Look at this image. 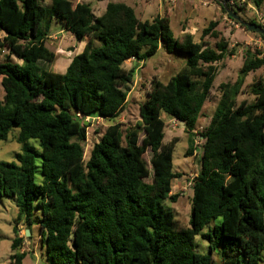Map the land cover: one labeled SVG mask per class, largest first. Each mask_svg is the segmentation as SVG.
<instances>
[{
    "label": "trees",
    "instance_id": "trees-1",
    "mask_svg": "<svg viewBox=\"0 0 264 264\" xmlns=\"http://www.w3.org/2000/svg\"><path fill=\"white\" fill-rule=\"evenodd\" d=\"M44 1L0 0V49L7 51L0 61V141L17 128L21 146L16 162H0V197L15 198L17 208L9 264H22L26 256L18 225L28 228L35 206L46 264H214V253L220 264H264V82L250 87L252 103L236 105L247 75L264 66L263 53L244 49L235 81L219 85L215 110L198 134L200 169L191 181L187 227L165 204L178 198L171 193L179 177L172 171L178 139L163 144L162 115L195 134L216 65L236 49L216 30L218 21H210L196 42L189 33L174 37L167 16L140 21L126 4L103 0L104 12L95 16L89 4ZM250 1L264 8V0ZM53 17L84 42L64 74L40 65L56 56L46 47ZM248 22L262 27L256 19ZM207 37L218 40L213 48ZM160 47L185 54L184 66L166 83L153 79L138 106L140 124L124 130L109 125L85 160L91 126L85 118H117L135 73L124 63L143 62ZM197 237L207 242L206 254L196 251Z\"/></svg>",
    "mask_w": 264,
    "mask_h": 264
},
{
    "label": "rangeland",
    "instance_id": "rangeland-1",
    "mask_svg": "<svg viewBox=\"0 0 264 264\" xmlns=\"http://www.w3.org/2000/svg\"><path fill=\"white\" fill-rule=\"evenodd\" d=\"M94 14L100 15L106 1L90 0ZM115 3L126 4L134 10L135 16L140 21H151L155 17L169 18L170 31L174 37L181 36L184 33L193 35L194 41L200 40L201 31L210 21H218L216 30L221 37L228 43L229 49H236L234 56H227L221 62L217 63V74L213 81V87L210 90L209 98L202 107L200 116L195 128V134L185 132L183 125L174 119L162 115L165 122L163 144H168L173 138L178 139L172 153L173 168L172 171L179 175L172 182V194H178L177 201L171 203L166 201V207L172 212L174 218L182 225L189 227L191 217V197L192 190L190 179L199 172L200 154L193 151L187 156V150L192 146L200 152L202 141L198 134L208 125L210 118L215 110L219 98V85L221 83L233 82L239 75L243 63L244 49L250 48L259 51L264 55V41L257 34L245 31L235 22L229 21L226 14H223L218 3L214 0H114ZM42 5H49L50 0L41 2ZM175 7V8H174ZM243 10L235 9L236 13L244 20H257V14L264 16V8H256L250 0H244ZM51 34L54 35L46 42V47L55 53L53 62H42L40 65L45 71L58 74H64L72 56L82 52L84 43L77 40L72 34L65 30L63 22L53 17L51 21ZM3 33L0 32V41ZM210 47H214L218 41L214 38H205ZM100 41L95 40L94 46H100ZM70 54V55H69ZM7 55V51L0 49V61ZM186 55L180 53H168L164 47H160L156 53L145 58L143 62L126 61L123 65L125 70L135 69L132 83L128 85V98L123 112L117 118L110 120H90L91 126L87 129V138L84 144V159L89 155L92 144L101 137L104 130L111 124L120 123L122 130L140 124L138 116V106L145 100V94L149 91L151 81L157 79L166 83L174 76L185 64ZM18 62L15 57L11 58ZM258 81L264 82V66L251 72L245 78L243 90L236 99V105L246 100L253 102V96L250 94V87ZM3 97V90L0 85V99ZM86 121V120H85ZM18 129L10 131L4 141H0V162H16L15 155L21 152V146L16 142ZM142 138V134L140 135ZM31 145L39 150L37 140H30ZM150 154L147 151L144 160L149 165ZM36 172L35 182H41L40 166L41 158H35ZM17 208L15 198L5 196L0 197V264H9V256L13 253L11 243L14 239L13 226L16 221ZM41 212L37 206L34 207L31 223L28 226L30 235L26 245L28 252L23 260V264H46L44 245L40 242L39 220ZM24 237V235H23ZM195 249L200 254L207 253V242L199 237L195 238ZM214 264H220L216 253L212 256Z\"/></svg>",
    "mask_w": 264,
    "mask_h": 264
},
{
    "label": "water",
    "instance_id": "water-1",
    "mask_svg": "<svg viewBox=\"0 0 264 264\" xmlns=\"http://www.w3.org/2000/svg\"><path fill=\"white\" fill-rule=\"evenodd\" d=\"M221 3L223 10L225 11L226 15L232 19L234 22H236L240 27H244L248 32L255 33L257 35H260L264 38V29L254 23L244 21L235 10L230 9L226 6L225 0H219ZM70 55V54H69ZM181 125H183V122H179ZM84 124H87V121L84 122ZM26 236H29V231L26 230Z\"/></svg>",
    "mask_w": 264,
    "mask_h": 264
},
{
    "label": "crops",
    "instance_id": "crops-1",
    "mask_svg": "<svg viewBox=\"0 0 264 264\" xmlns=\"http://www.w3.org/2000/svg\"><path fill=\"white\" fill-rule=\"evenodd\" d=\"M73 3H84V4H89L90 6H91V1L90 0H71ZM111 2H113V3H115L114 2V0H110ZM106 5H107V1H106V3H105V5L102 7V8H100V13L102 14L103 12H104V10H105V8H106ZM92 8V7H91ZM175 8V7H174ZM92 10H93V8H92ZM93 14H94V11H93ZM100 14V15H101ZM95 16H100V15H96V14H94ZM52 36H54V35H51L49 38H51ZM84 43V42H83ZM194 151L195 152H197V153H199L200 154V152L197 150V149H194ZM26 230H28L24 225H23V223H21V224H19L18 225V237L19 238H22V240H23V243H22V248H21V250H20V252H28V250H27V248H26V245H28L29 244V242L27 241V239L26 238H28L27 236H26ZM29 231V230H28ZM23 235H24V237H23ZM29 235H30V232H29ZM24 260V259H23ZM22 264H23V261H22Z\"/></svg>",
    "mask_w": 264,
    "mask_h": 264
},
{
    "label": "built area",
    "instance_id": "built-area-1",
    "mask_svg": "<svg viewBox=\"0 0 264 264\" xmlns=\"http://www.w3.org/2000/svg\"><path fill=\"white\" fill-rule=\"evenodd\" d=\"M172 1H175V0H172ZM243 2L244 0H225V4L227 5L228 8L230 9H239V8H242V5H243ZM243 9V8H242ZM257 22L262 26V28L264 29V16L263 15H259L257 14ZM226 18L229 20V21H232V19H230L227 15H226ZM102 118H90V120H101ZM85 120L88 122L89 121V118H85ZM200 139V138H199ZM201 140V139H200ZM202 141V140H201ZM203 142V141H202ZM202 144V143H201ZM193 177L190 179V187L192 186L191 184V181H192Z\"/></svg>",
    "mask_w": 264,
    "mask_h": 264
}]
</instances>
